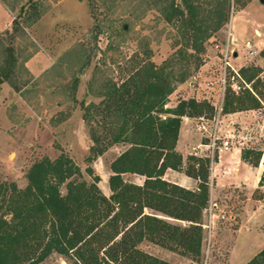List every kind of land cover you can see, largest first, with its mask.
<instances>
[{
    "label": "trees",
    "instance_id": "obj_1",
    "mask_svg": "<svg viewBox=\"0 0 264 264\" xmlns=\"http://www.w3.org/2000/svg\"><path fill=\"white\" fill-rule=\"evenodd\" d=\"M3 1L7 4L8 0ZM23 1L13 4L12 9H16L21 3V11L12 29L0 31V83L9 82L17 90L21 89L17 73L26 69L20 63L18 39L27 36V26L43 14L37 0ZM248 1L238 0L239 9ZM150 3L176 30L173 52L161 64L152 59L151 50L136 53L131 57L136 62L119 80L96 67L92 94L100 100L83 106L93 140L87 157L90 165L85 171L63 152L56 158L45 156L35 161L27 171L28 183L23 188L0 179V264H46L53 253L64 256L70 264H173L144 250L141 245L147 239L169 241L187 252L202 253L201 221L210 200L211 159L190 157L194 163L187 166L177 144L184 116L212 118L216 110L195 97L182 99L174 106L169 103L177 86L199 70L212 39L227 28L232 2ZM261 55L264 57V48ZM260 70L258 66L242 67L239 75H233L240 86L252 82L253 87L238 92L231 84L226 90L224 113L263 106L264 91L256 83ZM115 144L129 147L110 163L112 194L108 196L91 163ZM263 154L262 148L247 147L241 158L259 166ZM169 168L198 178V188L188 189L165 179ZM126 173L144 175V184L126 180ZM262 189L264 171L256 189L260 193L257 198L264 197ZM146 209L189 225L170 223ZM246 264H264V248Z\"/></svg>",
    "mask_w": 264,
    "mask_h": 264
},
{
    "label": "rangeland",
    "instance_id": "obj_2",
    "mask_svg": "<svg viewBox=\"0 0 264 264\" xmlns=\"http://www.w3.org/2000/svg\"><path fill=\"white\" fill-rule=\"evenodd\" d=\"M15 1L8 0L6 4L0 0L6 10L0 11V25L12 19L10 26L0 31L12 29L13 20L20 14L21 3L17 2V8L12 9ZM37 1L43 14L27 26V36L18 39L22 49L20 63L26 65L16 77L21 89L9 82L0 83V179L15 182L22 188L28 183L29 167L45 156L56 158L65 152L83 171L90 165L87 157L93 140L83 106L100 100L92 94L96 67L119 80L127 76L126 71L136 62L131 57L148 50L152 51V59L161 64L173 52L176 35V30L150 0ZM237 1L227 28L212 39L202 55L199 70L179 84L170 96V106L195 97L215 107L212 118L205 115L193 118L194 141L189 148L202 151L197 158L210 154L206 147L201 150L198 142L204 138L210 141L218 120L219 141H230V149L215 157L216 167L209 165L210 200L201 221L202 253L187 252L169 241L147 239L141 245L147 252L173 264H243L264 248V197L257 198L260 193L256 192L264 169V155L259 166L240 159L244 148L258 147L264 151V96L261 108L219 112L231 84L238 92L253 87L252 82H244L241 87L240 81L234 80L233 68L239 71L242 67H260L256 83L264 91L261 55L264 2L249 0L240 11ZM231 26L235 35L232 48L239 56L232 57V67L224 81L223 53ZM246 42L253 43L260 53L250 55ZM31 52L32 56L26 58ZM188 130L183 128L181 141L187 138ZM121 150L122 146L112 147L91 163L101 177L99 185L106 195L111 193L109 164ZM184 162L188 166L194 159L188 157ZM180 175L187 173L170 170L165 178L180 181ZM86 177L90 178L87 174ZM126 180L144 181L143 177L132 174L126 175ZM197 182L200 183L198 178ZM146 211L182 227L189 225L160 211ZM46 264L70 263L64 256L53 253Z\"/></svg>",
    "mask_w": 264,
    "mask_h": 264
},
{
    "label": "crops",
    "instance_id": "obj_3",
    "mask_svg": "<svg viewBox=\"0 0 264 264\" xmlns=\"http://www.w3.org/2000/svg\"><path fill=\"white\" fill-rule=\"evenodd\" d=\"M6 11L5 10V7L3 6V4L0 2V11ZM240 11H243V9L242 10H240ZM11 22H12V19H10L9 21H7V23L6 24H3V25H0V28H6V27H8V26H10V24H11ZM262 48H264V45H263V47ZM193 118L194 117H191V116H184L183 117V122H182V127H181V133H182V130H183V128H186V129H189L188 131H189V134H188V136H187V138H185V141H181V138L179 137V140H178V144H177V150L183 155V157H184V160L186 161L187 160V158L188 157H194L195 155H196V157L198 156L199 157V155H197V154H199V153H201L202 151H192L189 147L190 146H192V142L194 141V126H193ZM181 133H180V136H181ZM208 139H206V138H204L201 142H198V147H200L201 148V150H203L205 147L207 148V143H208ZM119 146H122V150H121V152H119L118 153V155H116L113 159H115L117 156H119L123 151H125L128 147H129V145H127V144H115V145H113V146H111L110 148H112V147H119ZM109 148V149H110ZM203 148V149H202ZM108 149V150H109ZM264 155V154H263ZM112 159V160H113ZM240 159H241V155H240ZM112 160H111V162H112ZM110 162V163H111ZM264 163V162H263ZM216 167V165H215V163H214V168ZM109 170H110V164H109ZM170 170H172V171H175V172H180V173H182L183 171L182 170H177V169H173V168H169L167 171H166V173H165V175H164V178L167 176V175H169V171ZM263 171H264V169H263ZM110 172H111V174H112V171L110 170ZM128 174H132V175H138V176H141V177H143V183H137V184H139V185H143L144 184V182H145V179H146V177L144 176V175H141V174H133V173H126V174H124V176H125V178H126V175H128ZM214 174H216V172H214ZM111 176V175H110ZM261 177V176H260ZM110 178V177H109ZM179 178H180V181H178V180H170V179H167L168 181H170V182H173V183H176V184H178V185H180V186H183V187H186V188H188V189H192V190H195V189H197L198 188V182H197V178H195V177H193V176H190V175H188L187 174V176H179ZM166 179V178H165ZM259 180H260V178H259ZM134 183H136V182H134ZM188 184H190L191 185V187H190V185H188ZM109 186H110V184H109ZM195 186V187H194ZM111 189V188H110ZM112 194V190H111V193H110V195ZM110 195H108V196H110ZM261 251V250H260ZM259 251V252H260ZM259 252H257V253H259ZM256 253V254H257ZM256 254H254L252 257H250L245 263H243V264H246V263H248Z\"/></svg>",
    "mask_w": 264,
    "mask_h": 264
},
{
    "label": "built area",
    "instance_id": "obj_4",
    "mask_svg": "<svg viewBox=\"0 0 264 264\" xmlns=\"http://www.w3.org/2000/svg\"><path fill=\"white\" fill-rule=\"evenodd\" d=\"M231 2H232V11L234 12L236 0H231ZM234 39H235V35L233 32V28L231 26V28L229 29V33H228V42L226 44V47H225L224 53H223L224 81H226L228 69L232 67L231 59H232V57H234L235 52H238L236 49L232 48V44H235V42H233ZM245 47L247 48L248 52L252 56L260 53V50L258 49V47H256L251 42H246ZM238 56H239V52H238ZM233 70L236 74L239 75V71H237L234 68H233ZM234 88H236V87H234ZM223 106H224L223 103H221V105L219 107L220 113L223 111ZM201 118L203 119V117H201ZM218 123H219V120L216 122L215 130L212 133L210 141L207 143V148L210 150V154L208 155V157H210V159H211V165L212 166H214L215 157L218 154L220 155V154H222V152H225L226 150L230 149V141L228 139L224 140V141H219L220 137L218 136V133H217ZM211 215H213L212 209H211ZM222 216L225 217V214H223Z\"/></svg>",
    "mask_w": 264,
    "mask_h": 264
},
{
    "label": "water",
    "instance_id": "obj_5",
    "mask_svg": "<svg viewBox=\"0 0 264 264\" xmlns=\"http://www.w3.org/2000/svg\"><path fill=\"white\" fill-rule=\"evenodd\" d=\"M262 1L264 2V0H262ZM234 56L237 57L238 56V52H235Z\"/></svg>",
    "mask_w": 264,
    "mask_h": 264
}]
</instances>
